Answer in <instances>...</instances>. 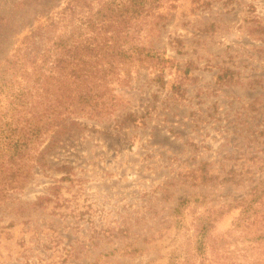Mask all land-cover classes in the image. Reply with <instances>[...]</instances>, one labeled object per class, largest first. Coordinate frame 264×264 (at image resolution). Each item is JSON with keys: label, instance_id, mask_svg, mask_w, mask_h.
<instances>
[{"label": "rangeland", "instance_id": "374dc122", "mask_svg": "<svg viewBox=\"0 0 264 264\" xmlns=\"http://www.w3.org/2000/svg\"><path fill=\"white\" fill-rule=\"evenodd\" d=\"M64 1L0 0V59ZM161 10L151 39L167 61L134 65L110 115L45 139L32 179L0 207V264H178L179 224L218 208L213 234L232 229L239 208L226 203L264 178V0ZM246 226L232 230V258L264 264Z\"/></svg>", "mask_w": 264, "mask_h": 264}, {"label": "trees", "instance_id": "16d2710c", "mask_svg": "<svg viewBox=\"0 0 264 264\" xmlns=\"http://www.w3.org/2000/svg\"><path fill=\"white\" fill-rule=\"evenodd\" d=\"M174 1L65 0L38 15L0 59V207L32 179L47 137H62L80 118L113 113L134 65L163 67L167 59L152 39L166 16L163 4ZM225 206L239 208L226 234H213L218 208L176 227L175 235L186 237L173 251L178 264H235L232 230L245 222L257 224L246 226L254 240L264 239L263 177ZM98 263L95 257L86 264Z\"/></svg>", "mask_w": 264, "mask_h": 264}]
</instances>
